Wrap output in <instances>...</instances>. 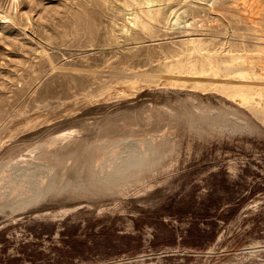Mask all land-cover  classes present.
Masks as SVG:
<instances>
[{
	"label": "rangeland",
	"instance_id": "374dc122",
	"mask_svg": "<svg viewBox=\"0 0 264 264\" xmlns=\"http://www.w3.org/2000/svg\"><path fill=\"white\" fill-rule=\"evenodd\" d=\"M151 1L0 0V264H264V0Z\"/></svg>",
	"mask_w": 264,
	"mask_h": 264
},
{
	"label": "bare ground",
	"instance_id": "6f19581e",
	"mask_svg": "<svg viewBox=\"0 0 264 264\" xmlns=\"http://www.w3.org/2000/svg\"><path fill=\"white\" fill-rule=\"evenodd\" d=\"M153 2L151 1V0H147V4L148 5H150V4H152ZM129 16V15H128ZM133 20L131 19V21H129V22H132ZM263 74V73H262ZM226 77H223V79H225ZM171 79V78H170ZM222 79V80H223ZM162 81V80H161ZM172 81V80H171ZM210 81V80H209ZM214 81V80H213ZM220 81V80H219ZM167 82V81H166ZM221 82V81H220ZM238 82V81H237ZM245 82V81H244ZM162 83H164V82H162ZM172 83H174L173 81H172ZM176 83V82H175ZM210 83H213V82H210ZM214 83H217V82H214ZM213 83V84H214ZM247 84H243V83H240L239 84V86H234V85H230V86H232L233 88H231L233 91H234V94H236L237 95V98H240V102L242 101V102H250L251 101V98H249L248 96H247V94L245 93V91L249 88L248 86H252L251 84H249L248 85V82H246ZM252 83V82H251ZM188 84V83H187ZM186 84V85H187ZM194 84V83H193ZM213 84H212V87H213ZM218 84H219V82H218ZM217 84V85H218ZM126 85V84H125ZM191 85V84H190ZM215 85V84H214ZM238 85V84H237ZM179 86H181V85H179ZM216 86V85H215ZM229 86V87H230ZM137 87V84H135V83H129V84H127L126 86H123L120 90H119V92L121 91L123 94H125V95H133V93L135 92L134 90H135V88ZM117 88H120V87H117ZM116 88V89H117ZM138 88V87H137ZM215 88V87H214ZM213 88V89H214ZM217 88H218V86H217ZM225 88H227V87H225ZM216 90V89H215ZM226 90V89H225ZM251 90V89H250ZM117 91H118V89H117ZM151 92V91H150ZM227 93V92H226ZM232 92H230V94H231ZM248 93V92H247ZM233 95V94H232ZM236 95H233V97L234 96H236ZM253 101V100H252ZM72 106H67L64 110H66V111H69V110H71L72 111ZM70 111V112H71ZM63 113V112H62ZM57 114H60V113H46V114H44V115H42V116H40V117H42V118H44L45 119V121H49L50 119L52 120V118H55L56 117V115ZM35 116V115H34ZM37 117V116H36ZM39 117V116H38ZM34 120V119H33ZM123 121V120H122ZM137 121V120H136ZM143 122V121H142ZM116 123V122H115ZM139 124V123H138ZM110 125V124H109ZM117 125V124H116ZM141 125V124H140ZM113 126V125H112ZM124 126H126V125H124ZM115 127V126H114ZM130 127V126H129ZM85 129V128H84ZM82 130V129H81ZM81 143V142H80ZM76 144L78 147H76V145H73V146H75L74 148H72L73 149V151L71 150H69V152H66L65 154H64V156L62 155H59L60 157L58 158V159H60V158H66V156L69 158H72V159H74V161H75V163H74V166L71 168V169H69L68 171V178H70V179H72V180H76L77 178H80V179H86L87 177H88V171H89V169H87L88 167H89V165L91 164V159H92V155H94V154H92L91 155V153L93 152H91V148L88 146V145H84L85 143L82 141V143H84L83 145H81V144ZM88 143V142H87ZM70 148L72 147V145L71 146H69ZM66 149V148H65ZM68 149V148H67ZM75 149V150H74ZM65 151V150H64ZM66 151H68V150H66ZM62 153H64V152H62ZM96 154V153H95ZM53 157V156H52ZM55 157V156H54ZM57 157H58V155H57ZM51 159V158H50ZM67 159V158H66ZM66 159H64V160H66ZM62 159H60V161H61ZM56 162H57V160H55ZM59 162V161H58ZM53 168V167H52ZM63 170H66L65 168L63 169ZM62 170V171H63ZM67 174V173H66ZM61 176V175H60Z\"/></svg>",
	"mask_w": 264,
	"mask_h": 264
}]
</instances>
